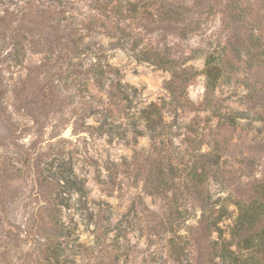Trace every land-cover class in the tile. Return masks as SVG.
<instances>
[{
    "label": "rangeland",
    "instance_id": "374dc122",
    "mask_svg": "<svg viewBox=\"0 0 264 264\" xmlns=\"http://www.w3.org/2000/svg\"><path fill=\"white\" fill-rule=\"evenodd\" d=\"M263 228L264 0H0V264H264Z\"/></svg>",
    "mask_w": 264,
    "mask_h": 264
},
{
    "label": "trees",
    "instance_id": "16d2710c",
    "mask_svg": "<svg viewBox=\"0 0 264 264\" xmlns=\"http://www.w3.org/2000/svg\"><path fill=\"white\" fill-rule=\"evenodd\" d=\"M208 75H209V82H208V88L210 90L213 89V87L216 85V82H217V79L219 78V73H218V70L215 68V67H212L210 69V71H208ZM255 208H246V209H243L242 213H241V217H240V223L241 224V228L238 229V232L240 231H245V232H249L250 231V227L248 226H245L244 224H246L245 220L249 221V223H252L253 221L255 220H258V216L259 218L262 216V212L261 211H258V212H254L252 213L251 210H254ZM258 215V216H257ZM249 216H252L256 219H253V220H250L249 219ZM264 230V228H263ZM245 242L247 243V247L250 248V247H253L255 248L256 245H253L252 243V240L249 239L247 237V239H245ZM217 246L219 245V242L218 241H215L214 242ZM262 243L264 244V231H263V234H262ZM219 253L220 255L225 259V258H230V259H233L234 260V251L233 250H230V243L228 242H222L221 245H220V249H219Z\"/></svg>",
    "mask_w": 264,
    "mask_h": 264
}]
</instances>
